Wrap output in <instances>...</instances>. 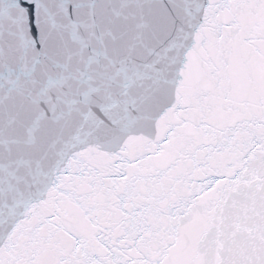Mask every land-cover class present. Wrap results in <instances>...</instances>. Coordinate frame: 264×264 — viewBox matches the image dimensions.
<instances>
[{
  "label": "snow or ice",
  "instance_id": "snow-or-ice-1",
  "mask_svg": "<svg viewBox=\"0 0 264 264\" xmlns=\"http://www.w3.org/2000/svg\"><path fill=\"white\" fill-rule=\"evenodd\" d=\"M0 264H264V0H0Z\"/></svg>",
  "mask_w": 264,
  "mask_h": 264
}]
</instances>
